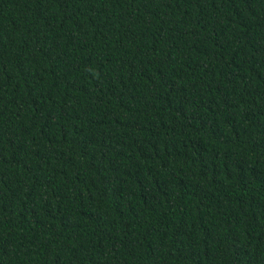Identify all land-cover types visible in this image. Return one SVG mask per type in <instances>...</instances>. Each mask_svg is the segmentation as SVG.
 <instances>
[{
    "label": "trees",
    "instance_id": "1",
    "mask_svg": "<svg viewBox=\"0 0 264 264\" xmlns=\"http://www.w3.org/2000/svg\"><path fill=\"white\" fill-rule=\"evenodd\" d=\"M0 264H264V0H0Z\"/></svg>",
    "mask_w": 264,
    "mask_h": 264
}]
</instances>
